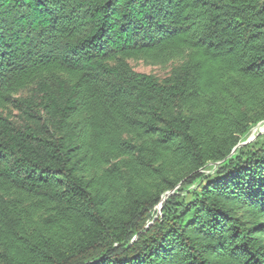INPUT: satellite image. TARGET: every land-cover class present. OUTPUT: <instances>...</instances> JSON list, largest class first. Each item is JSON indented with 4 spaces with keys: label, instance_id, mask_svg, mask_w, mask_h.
<instances>
[{
    "label": "trees",
    "instance_id": "16d2710c",
    "mask_svg": "<svg viewBox=\"0 0 264 264\" xmlns=\"http://www.w3.org/2000/svg\"><path fill=\"white\" fill-rule=\"evenodd\" d=\"M263 122L264 0H0V264H264Z\"/></svg>",
    "mask_w": 264,
    "mask_h": 264
},
{
    "label": "rangeland",
    "instance_id": "374dc122",
    "mask_svg": "<svg viewBox=\"0 0 264 264\" xmlns=\"http://www.w3.org/2000/svg\"><path fill=\"white\" fill-rule=\"evenodd\" d=\"M130 65L132 66V68L135 71H139V72H145V73H150L153 74L159 78H164L166 77L173 64H167L164 66L161 65H149L141 60L139 61H130ZM27 90L24 92L20 93V96H27ZM11 116L12 118H17L18 117V112L15 110H11ZM264 133V122L260 125H257L255 128H253V130L251 131V133L249 134L247 141L246 142H250L255 140L258 136L262 135Z\"/></svg>",
    "mask_w": 264,
    "mask_h": 264
}]
</instances>
